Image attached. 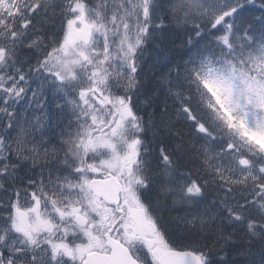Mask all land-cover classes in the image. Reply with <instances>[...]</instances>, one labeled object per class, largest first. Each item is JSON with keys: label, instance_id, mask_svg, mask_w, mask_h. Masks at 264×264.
<instances>
[{"label": "snow or ice", "instance_id": "obj_1", "mask_svg": "<svg viewBox=\"0 0 264 264\" xmlns=\"http://www.w3.org/2000/svg\"><path fill=\"white\" fill-rule=\"evenodd\" d=\"M0 264H264V0H0Z\"/></svg>", "mask_w": 264, "mask_h": 264}]
</instances>
